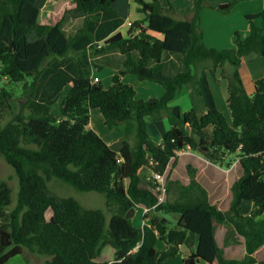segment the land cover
<instances>
[{
	"label": "trees",
	"instance_id": "1",
	"mask_svg": "<svg viewBox=\"0 0 264 264\" xmlns=\"http://www.w3.org/2000/svg\"><path fill=\"white\" fill-rule=\"evenodd\" d=\"M240 1L209 6L228 13ZM114 2L73 0L54 23H40L36 0H0V84L23 82L19 99L0 85V156L19 186L12 206L11 188L0 179V264L23 248L49 256L47 264H164L181 254L189 233L198 240L182 264H254V253L264 245V78L254 80L248 94L239 65L250 52L264 60V9L245 15L249 33L242 38L235 31L234 47L218 49L203 41L200 10L206 0H195L188 18L176 16L170 0L167 6L160 0H134L142 17L126 33L117 31L124 19ZM66 15L83 19L70 35L63 29ZM108 51H118L122 61L104 88L92 81L93 68H101L92 57ZM165 54L178 55L181 64L170 81L157 79ZM198 66L222 77L230 72V120L214 105L202 115L194 108L182 112L169 106L183 85L200 82L193 74ZM126 74L159 81L163 94L153 101L137 99L132 85L122 80ZM66 85L67 93L53 108ZM92 109L100 111L107 128L120 129L118 152L88 127ZM150 117L168 121L159 139L148 132ZM184 148L226 168L238 158L241 174L230 187L226 210L210 203L189 164V182L167 173L159 200L153 174H164L175 152ZM52 177L102 193L110 213L107 223L102 210L52 191ZM243 201L251 204L246 213ZM139 207L146 209L141 226L126 217L130 208ZM216 222L243 237L242 258L224 257L214 236ZM157 240L164 245L160 250ZM106 245L113 249L112 260L97 261Z\"/></svg>",
	"mask_w": 264,
	"mask_h": 264
},
{
	"label": "crops",
	"instance_id": "2",
	"mask_svg": "<svg viewBox=\"0 0 264 264\" xmlns=\"http://www.w3.org/2000/svg\"><path fill=\"white\" fill-rule=\"evenodd\" d=\"M160 1L163 6H167L165 0H160ZM206 1L208 2V4L203 6V8L200 10V27L202 29L203 41L205 45L208 47H216L218 49H222L226 47H234L235 46L233 42L235 37L234 33L235 31L238 32V30H234V28H231L232 26H228L229 30L230 29L231 30L229 31V40L226 44H223L221 42V38H220V34H222V32L220 33L221 30H217L216 28L212 30V28L208 27L207 25H204L205 27L202 26L203 18L211 15L213 16L212 10L216 9L209 6V5L213 6L216 4H212L209 0ZM194 2L195 0H193V3ZM73 4H74L73 0H36V5L39 8L38 21L40 23H51L50 19H54L55 16L57 17V14L61 12V15L59 16L60 18L65 10L73 7ZM113 7L117 10L118 14L124 19V22L120 25V27L117 30L120 31L121 33L127 32L129 28L127 24L128 22H132L142 17L141 15L137 16L140 13H138L136 10V3L134 2V0H115ZM173 9H174V13L178 17L188 18L190 16V13L188 14L180 13L179 12L180 10L175 8V6H173ZM232 9H233L232 11L238 10V13H240V15H243V17L245 18L246 14L255 13L257 11L264 9V0H243L240 1ZM66 17H69V21L65 20ZM65 18L63 21V29L66 35L73 34L82 25L83 19L80 17L72 18L66 15ZM241 22H242L241 24L242 28L240 30V33L239 32L238 33L243 38L249 33V26H248V22L246 23L244 20ZM254 22L255 24L259 25L261 19L260 18L255 19ZM70 25L74 26V30L72 33H66L67 29L65 28V26H70ZM111 52H115L117 54L116 57L117 59L114 62V58H113L112 60L107 62L105 66L103 65L102 67L100 66L101 67L100 69L104 70L105 68H109L108 73L112 77L118 71V68L121 65L122 56L118 51H111ZM106 53L104 54L106 55ZM164 63L165 66H164L163 74L157 76V79L160 81H170L172 75L181 68V64L178 60V55L165 54ZM194 70L198 71L200 75L199 77H201L200 84L199 85L195 84L196 87H199L200 89L199 91L200 94L198 95H200L202 98L204 97L205 100L201 101L203 103V106L200 108V110H198L196 105L194 106L192 102H191L192 105L190 107L194 108V110L198 115L204 114L207 111V109L212 105L216 106L219 110L223 111V109L227 107L226 105L227 85L226 88L224 89H219L217 87H216L217 89H215V87H212V85H210L209 77L206 74L207 70L201 72L199 66L196 67ZM242 71H246L250 76L251 85L249 89H251L252 82L255 79L264 78L263 58L255 52H250L242 56L241 63L239 65L240 77ZM92 76H97L95 72H93V70H92ZM122 80L130 84L131 83L134 84L135 81L142 84L144 89H142L141 91H135V97L137 99L153 101L158 99L164 92V88L159 81L139 80L135 75L132 74L124 75ZM99 81H100V77H99ZM144 81H146V83ZM191 83L192 82H189L181 87L179 92L173 98L171 103L172 105L178 106L179 105L178 99L181 96L183 95L186 96L187 94L189 95L192 92H195V87L191 86L190 85ZM217 84L218 83L214 84V86H216ZM216 94H219L218 95L219 99L214 98ZM188 106L189 105L187 104L186 107ZM178 107H180V110L184 112L180 105ZM162 122H163L162 119H155L154 117H150V120L148 121V125H147L148 132L151 135L155 136V138L157 139L161 138L166 131L162 128V133H159L157 130V126H159V124H161L162 126ZM88 127L90 128L89 122H88ZM150 127L152 128V131L150 130ZM204 133L205 136L209 139L211 136V128L210 127L206 128ZM108 134H110L109 136H111V134L114 135V133H108ZM118 138L122 143L121 136L120 137L118 136ZM119 149L115 151L118 152ZM176 155H177L176 160L174 161L175 158L171 159L168 163L169 165L171 161H174V163L172 162V165L174 164L172 170H170L171 166L167 165L164 176L168 172L171 175L170 177L172 179L175 178L178 179L182 184H187L189 182V175L187 173L186 165L187 164L191 165L195 169L196 180L206 189L210 203L216 205V207L220 210H226L231 200L230 187L234 182V180H236L241 174V167L239 165L238 158L232 159L233 162L229 167L226 168L210 162L200 152L189 150L188 148L181 149V151ZM181 171L184 172L182 173ZM250 207L251 204L248 201H243L241 203L242 213L248 212ZM139 209H140L139 211L140 213H138L137 216L134 218H136L137 220L135 224L141 226L144 223V221L142 220V215L146 211V209L142 207H139ZM214 236L225 258L240 259L244 256L245 248H244L243 237L237 234L230 226L217 222L214 223ZM197 240L198 237L196 234L189 233L185 242L180 246L181 254H178L173 258H169L165 260L164 264H182L183 259L187 258V256L195 250ZM163 246L164 245L160 240H157L155 242L156 249L160 250L163 248ZM254 256L256 257L257 260L254 264H264V245H262L254 253Z\"/></svg>",
	"mask_w": 264,
	"mask_h": 264
},
{
	"label": "rangeland",
	"instance_id": "3",
	"mask_svg": "<svg viewBox=\"0 0 264 264\" xmlns=\"http://www.w3.org/2000/svg\"><path fill=\"white\" fill-rule=\"evenodd\" d=\"M170 1H171L172 5L175 6V8L179 9L180 10L179 12L183 13V14L184 13L188 14L187 10L189 9V7H191L192 4H194L193 0H170ZM209 1L212 4H216L218 6L219 4L228 2L230 0H209ZM216 5H213V7H216ZM232 10L233 9H231L228 13H222L217 9H215V10L213 9L212 10L213 16L212 15L207 16V17L203 18V21H202L203 27H205L204 25H207L208 27L212 28V30L214 28H216L217 30H221L220 33L222 32V34H220V38H221V42L223 44H226L229 40V31L231 29L229 30L228 26H232L231 28H234V30H238V32L240 33V30L242 28V26H241L242 22L241 21L244 20L247 23V19L244 18L243 15H240V13H238V10H236V11H232ZM60 15H61V12H59L57 14V17L55 16L54 19H50L51 23L55 22V20L58 19ZM140 15L141 14H139L137 16H140ZM65 20L69 21V17H66ZM65 28L67 29L66 33H72L74 30V26H71V25L65 26ZM116 57H117V54L115 52L109 51L106 53V55L100 54L97 56H93L92 61L96 65L102 67V65L105 66L106 63L109 62L110 60H112L113 58H114V62H115V60L117 59ZM194 69H195V67L193 68V74L199 78L200 75H199L198 71H196ZM108 70H109V68H105L104 70L98 69V68L93 69V72H95L97 77L98 78L100 77V83L104 88H107L111 84V76L108 73ZM205 70H207L206 74L209 77L210 85H212V87H215V89L226 88V85L228 84V78H229L230 72L229 73L227 72V74H228L227 77H222V76H220L219 72H216L214 75V73L212 71H210L209 69H205ZM226 71H228V68L226 69ZM241 80H242V84H243L246 92L248 94H251L253 92V88H254L253 82H252L251 89H249L250 85H251L250 84V76L248 75V73L246 71H242ZM144 82L146 83V81H144ZM4 83H5V81H2L0 85L4 86L7 90L11 91L13 96L19 99L21 93L23 92V82H17V83L11 82L10 84H6V85ZM216 83H218V84L216 86H214V84H216ZM131 84L133 85L135 91H141L142 89H144L142 84H140L139 82L135 81L134 84L133 83H131ZM195 84H197V83H195L194 81H192V83L190 84L191 86L195 87V92H192L189 95L187 94L186 96L183 95L178 99V104L181 106L183 111L190 109L191 108L190 106L192 105V103L194 104V106L196 105L198 110H200V108L203 106V103L201 101L205 100V98L204 97L202 98L200 95H198V94H200L199 93L200 89H199V87H196ZM199 84H200V82L197 85H199ZM68 89H69V86H65L63 88L61 95L57 99L53 108H57L62 97L67 93ZM218 95L219 94H216L214 96V98L219 99ZM171 103H172V101L169 103V106L170 105L173 106ZM187 104L189 105L188 107H186ZM221 112L226 116V118L228 120H230V116H229V112H228L227 107L225 109H223V111H221ZM149 120H150V118L148 119V121ZM162 120H163L162 126H161V124H159V126H157V130L159 133H162V128L164 130H167L169 128L168 121L166 119H162ZM89 126L91 129H93L95 132H97L98 135L113 150H118L120 148V146L122 144L118 138V136L119 137L121 136L120 129L119 128H112V129L107 128L102 122V116H101L98 109H92L90 111ZM150 130L152 131L151 127H150ZM108 133H114V135L111 134V136H109L110 134H108ZM151 136H153V135H151ZM153 137H155V136H153ZM172 162L173 161H171V163L169 164L171 166L170 170H172V167L174 166V164L172 165ZM181 172L183 173L184 171H181ZM0 179L5 180L11 188V200H12L11 205L13 206L17 201L18 187H19L18 186V180H17V177L14 173V170L3 160V158L1 156H0ZM173 179H175V178H173ZM163 182H164V178H163ZM48 186L52 191H54L56 194H58L60 196L72 197L75 200H77L80 204H82L83 206H85L87 208H94V209L102 210L106 215V223H107L109 216H110V213L108 212V210L106 208L105 198H104V195L102 193L97 192V191L79 190L78 188L74 187L73 185H71V184H69L63 180H60L56 177H52L49 180ZM160 197L162 199L164 198V193L162 191H161ZM139 211H140L139 208L137 210H134L131 213V217H136L137 214L140 213ZM49 216H50V211L47 210L46 211V217L48 218ZM133 221L136 223L137 222L136 218H134ZM112 258H113V249L109 245H106L102 249L101 254L96 258V260L97 261H109ZM49 259H50V257L47 255L37 254V253H34V252L27 250L26 248H23L22 252L19 255H16V256L9 258V260L7 261V264H47V261Z\"/></svg>",
	"mask_w": 264,
	"mask_h": 264
},
{
	"label": "built area",
	"instance_id": "4",
	"mask_svg": "<svg viewBox=\"0 0 264 264\" xmlns=\"http://www.w3.org/2000/svg\"><path fill=\"white\" fill-rule=\"evenodd\" d=\"M128 27L131 25V22H128ZM92 81L93 82H98L99 81V78L97 76H93L92 77ZM181 150H177L175 153L178 154ZM154 178L159 182V186L157 187V190L160 191V194H161V191L164 193V189H163V185H164V182H163V178H165L164 174H158V173H154L153 174ZM159 200H163L160 195H159Z\"/></svg>",
	"mask_w": 264,
	"mask_h": 264
},
{
	"label": "water",
	"instance_id": "5",
	"mask_svg": "<svg viewBox=\"0 0 264 264\" xmlns=\"http://www.w3.org/2000/svg\"><path fill=\"white\" fill-rule=\"evenodd\" d=\"M134 211V208H130L129 210H128V212L126 213V217L127 218H130L131 217V213Z\"/></svg>",
	"mask_w": 264,
	"mask_h": 264
}]
</instances>
